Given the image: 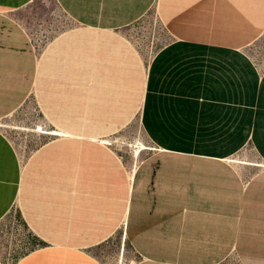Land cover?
<instances>
[{
    "label": "crops",
    "instance_id": "1",
    "mask_svg": "<svg viewBox=\"0 0 264 264\" xmlns=\"http://www.w3.org/2000/svg\"><path fill=\"white\" fill-rule=\"evenodd\" d=\"M36 1L0 0V121L65 135L19 153L0 123V263L119 238L131 264H264V0H51L32 37ZM136 120L146 152L102 141Z\"/></svg>",
    "mask_w": 264,
    "mask_h": 264
},
{
    "label": "rangeland",
    "instance_id": "2",
    "mask_svg": "<svg viewBox=\"0 0 264 264\" xmlns=\"http://www.w3.org/2000/svg\"><path fill=\"white\" fill-rule=\"evenodd\" d=\"M46 1V6L41 5L38 0L28 9L31 14L28 16L25 23L30 26L27 28H31L30 34H32V37L34 35L35 25L39 24L38 20L46 15H51V11H55L51 0ZM149 17H151V14L124 29V33L130 36L132 42L134 41L137 44L142 42L147 44V42H149L148 44H150L154 35V26L156 23L151 22ZM154 46L155 45L153 44L150 47V52H152ZM143 62L145 63V59ZM34 117L33 107L28 106L25 108L23 107L19 111H16V113L0 121L1 124L6 125L10 139L19 153H23L26 147L28 150H30V147L34 148L45 138V136H47L34 131L36 129ZM116 137L117 138L108 137L110 139L112 138V142L107 140L111 144H109L108 147L114 152L128 154L131 151H134L137 147H143L140 149L141 152H146L149 147L148 141L144 137L137 120L131 124L128 131H123L122 135H117ZM132 148L134 149L132 150ZM243 154V152L238 153L234 159L241 160ZM96 251L100 254V258H102V261L106 264H116V262L118 264H131L133 260L131 259L132 256L130 255L128 245L119 238L110 239L102 247H98Z\"/></svg>",
    "mask_w": 264,
    "mask_h": 264
},
{
    "label": "bare ground",
    "instance_id": "3",
    "mask_svg": "<svg viewBox=\"0 0 264 264\" xmlns=\"http://www.w3.org/2000/svg\"><path fill=\"white\" fill-rule=\"evenodd\" d=\"M40 134H50V135H62L64 133H62V131H45L43 130V128L41 126H37L36 129L34 130ZM65 135V134H64ZM117 138V137H115ZM136 139V138H135ZM102 140V139H101ZM137 140V139H136ZM103 142H105V144H109V142L107 140H102ZM114 141V140H113ZM116 141V140H115ZM123 142V141H122ZM111 145V144H110ZM130 147V146H129ZM141 148L143 147H137L134 151L137 153ZM134 148H132L133 150ZM234 160H237V159H234ZM234 162V161H233ZM256 164V163H254ZM257 165V164H256ZM259 165V164H258ZM188 238V236H187ZM201 238V237H200ZM206 241V240H205ZM208 242V241H207ZM209 243V242H208ZM207 248V247H206ZM184 249V248H183ZM182 250V249H181ZM210 250V249H209ZM185 251V250H184ZM204 253V252H203ZM210 254V253H209ZM184 255V254H183ZM120 257V256H119Z\"/></svg>",
    "mask_w": 264,
    "mask_h": 264
},
{
    "label": "built area",
    "instance_id": "4",
    "mask_svg": "<svg viewBox=\"0 0 264 264\" xmlns=\"http://www.w3.org/2000/svg\"><path fill=\"white\" fill-rule=\"evenodd\" d=\"M0 264H13L8 258L5 261L1 262Z\"/></svg>",
    "mask_w": 264,
    "mask_h": 264
}]
</instances>
